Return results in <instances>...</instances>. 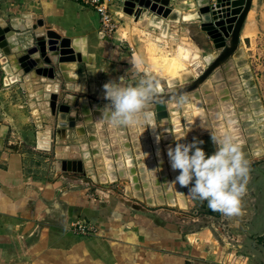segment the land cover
Wrapping results in <instances>:
<instances>
[{"label":"rangeland","instance_id":"rangeland-1","mask_svg":"<svg viewBox=\"0 0 264 264\" xmlns=\"http://www.w3.org/2000/svg\"><path fill=\"white\" fill-rule=\"evenodd\" d=\"M233 1L234 0H229L227 3L226 7L230 10L240 5L243 6L245 0H235V3H233ZM100 3L110 12L114 24L112 34L107 38L101 39L112 40L122 50L128 52L132 60L128 64H122L124 67L118 69L112 64L107 63V61H98L95 56L91 55L93 59L91 70L96 76L95 79L92 80L89 78V69L87 68L90 62L88 60L77 62L75 66L76 78L73 80V83L80 85L81 90L74 92L67 90L66 81L60 74L57 58L53 59L48 53L41 54L39 64L51 67L55 73L54 78L59 83L57 104H64L67 107L64 120L66 122L73 120L75 123L72 127L66 126L64 128H57L56 121L58 115L56 110L50 112L49 109V120L43 119V125H48L51 132L52 149L49 151L38 150L35 146V136L38 130L34 119L35 117L43 115V105H40V103L47 101L44 99L42 92L39 98L34 94L38 87L41 88L42 91L44 89V84L38 80L39 78L34 72L37 64L32 60L33 63L31 62L27 67H20L17 72H12L9 69V74L7 72L8 68L5 66L6 64L0 63V123H2L0 125L7 127V131L4 135V143L5 145L16 143L26 155L30 170L34 175L41 177L64 173L57 170L55 167L57 158L54 153V148L57 145L62 148H67L64 158L62 159L81 160V146L85 144L88 152L91 154L89 155V159L92 161L95 172L98 171L99 163L104 157H107V159L109 158L111 164L117 167L114 143H117L116 145L121 149L124 155V146L127 145L128 152L133 160V165L136 168V178L144 189L146 182V184L149 185L148 179L143 183V178L141 176L140 163L143 164L144 157L139 154V158H137L136 147L133 144L129 126H115L116 129L122 128L120 131H122L123 134L119 139H114L113 131H111L110 128L111 124L108 122L107 115L105 114L106 111L104 110V106L108 101L104 96L100 95V91L105 84L104 82L110 80L118 81L121 76L125 75L128 77L127 83H134L141 75H153L157 80V85H161L162 94L167 92L171 93L197 80L210 64L206 63V58L211 55L215 58L218 51L215 49L211 37L205 31L201 30L202 22L200 20L189 22L182 20V16L185 13L197 10L196 0H167L164 5V11L167 12L166 15H158L153 11L147 10L146 19L143 18L138 20L133 13H129L125 10L124 0H100ZM184 4L185 8L179 9V7ZM215 4L216 0H208L207 2L210 16ZM17 13L19 12L16 11L9 14L7 20L10 19V17L19 19ZM168 13H171V15L174 14L175 18H167ZM152 20H158L160 25L153 24ZM6 23L10 28L7 21ZM14 31L21 40L27 37L31 38L32 36V41L29 43L31 46L27 45L25 48H21L20 52H11L5 55L0 50V59L5 55L8 61L18 64L19 53H28L32 48L36 47V39L34 37L36 33L32 32V29L25 27L17 28V30ZM46 31L47 30L44 31L43 29L41 33H43L42 36L45 37V41L47 42L45 35ZM51 32L57 34L59 38H65L56 31L51 30ZM41 33L37 34L40 35ZM67 39L71 40L70 38ZM238 48L242 51V56L238 59V61H242V65L233 63L229 70L225 69L227 64L219 66L207 78L209 82L211 81L209 83V88H212L210 102L214 105L219 102V90H217L218 87L215 88L217 82L213 79V75L218 72L221 75L220 83L222 82L223 87L226 88L227 96L230 101L227 103V106L231 105L233 107L232 109L237 118V128L239 129L237 130V139L241 141L242 150L250 161V172L246 186L247 190L242 197V214L238 216H243L242 218L247 222H256L255 227L258 226L264 229V208H259L260 204L264 203V185L262 184L264 179L261 175H258V173L262 174L264 172V149L258 156H254L252 153L255 144L257 146L262 145L264 148V128H260V125H264V0H252L251 8L240 33ZM161 55L179 58L180 63L182 62L184 64L181 63L183 72L189 73L192 78L185 83L178 82L177 86L170 89V87H168L167 77L163 75V71L161 70L162 66L159 63H155V59H158ZM230 60L231 58L229 61ZM137 66L139 74H137ZM243 68H245L247 72L248 80L252 82L250 88H246L244 85V80L242 78ZM96 69H100L99 74L96 73ZM11 76L15 77L13 82L9 81L5 83L4 79ZM230 78H235L237 80V85L239 84V91L236 93L232 91V82L228 80ZM207 80H205L206 83L205 81L203 83L207 84ZM199 87H202V83ZM251 88L252 91H249ZM199 89L201 88L195 91H198L206 111L205 118L207 130L199 133L197 136H184L181 142L188 143L194 138L202 140L204 143L199 146L203 147L207 153L211 154L215 150V145L211 139V133L218 134V129L220 133L227 132L232 135V132L228 128L223 112L219 109L210 111L205 100L202 98V91ZM67 96L73 97L71 98L72 100ZM81 99H85L87 103H82ZM158 102L160 101L154 98L152 105H158L156 104ZM94 105L98 108L96 109L98 110V114H93L95 109L91 107H94ZM154 110L157 115V110L155 108ZM258 112L259 114L257 116ZM244 113L248 114L247 120L250 121L247 126V128L250 129L249 133H247L246 126L244 125L246 120L242 118V114ZM97 115H99V119L95 118ZM257 117L263 118V120L258 122L256 121ZM156 118V123L159 126L160 132L159 139L162 141L161 147L165 148L168 142L174 147L181 137L174 136L173 133V138L170 140L164 139V137L170 135L171 132L170 119L169 124L166 126L167 130H164L160 125L161 121L158 115ZM181 123L182 122H180V124ZM8 126L11 127L9 128ZM77 126H81L83 130L82 135L76 131ZM59 132L60 139H57ZM144 133L147 134L146 129ZM93 142H97L98 144H95L94 147ZM77 146L78 148H76ZM125 157L126 156L123 158L125 159ZM154 161L156 171L161 175L162 171L160 166L165 167V162L167 161H162L159 164L156 158ZM138 169L140 172L137 173ZM70 174L80 179L82 183L79 187L87 188L86 193L89 195L90 199L94 200L95 204L103 203L109 205L111 202H116L120 197H125L146 207L147 210L152 212L151 215L154 218H160L163 225L170 228L173 227L175 222L182 225V221L176 218L175 214L180 213L195 218L196 220L186 222L187 228L185 229L189 245L194 250L197 249V226L203 227L213 224L214 226L212 227L214 228L216 238L214 250H216L219 255L216 264H257V262H252L244 256L245 253L239 251L240 247L237 245L238 241L236 238L234 237L235 239H232V234L239 237V231L236 230L237 225L233 224V228H228L226 224L227 220L231 219H234L236 223L238 216L229 217L218 211H213L207 206L206 201L202 202L188 193L189 186H181L183 197L186 201L185 207L179 204H169L166 202L162 205H149L143 198L144 193H142V197L140 192V196L134 192H130L132 184L129 177L117 178L112 182L106 181L100 183L98 181H92L86 173L70 172ZM146 178H148V176H146L145 179ZM158 179L161 181L162 178L160 179L158 176ZM160 185L164 186L163 180L160 182ZM91 226H93V233H95L94 225L91 224ZM90 235L91 234L85 236ZM254 240L259 241L257 254L261 257L260 263L264 264V232L261 237H255ZM187 263L195 264L192 260H189Z\"/></svg>","mask_w":264,"mask_h":264},{"label":"crops","instance_id":"crops-1","mask_svg":"<svg viewBox=\"0 0 264 264\" xmlns=\"http://www.w3.org/2000/svg\"><path fill=\"white\" fill-rule=\"evenodd\" d=\"M16 11L19 19L7 20ZM0 18L8 25L16 20L19 28L32 29L36 34L44 29L71 40L82 39L87 54L118 69L132 60L112 40L101 39L96 12L73 0H0ZM179 116L185 124L181 112ZM40 119L44 122L45 118ZM112 165L107 159L101 160L96 172L93 165L83 167L90 179L104 183L117 176ZM99 171H107L104 179H100ZM258 175L264 179V172ZM81 183L65 172L46 177L34 175L21 148L16 143L6 144L0 152V264H188L189 260L216 264L219 255L214 250L213 224L197 226L194 250L186 236V222H175L170 228L147 208L135 211L119 200L109 205L95 204L86 193L87 188L79 187ZM259 208H264V203ZM242 217L238 216L236 223L234 219L226 222L228 228L237 225L239 237L232 234V239L236 238L244 256L261 264L257 254L259 241L254 238L261 237L264 229ZM79 220L94 225L95 233L85 236L74 231L73 225Z\"/></svg>","mask_w":264,"mask_h":264},{"label":"bare ground","instance_id":"bare-ground-1","mask_svg":"<svg viewBox=\"0 0 264 264\" xmlns=\"http://www.w3.org/2000/svg\"><path fill=\"white\" fill-rule=\"evenodd\" d=\"M132 1H134L136 4H134ZM166 1L167 0H137V1L124 0V8L127 12L133 13V15H136L137 20L145 18L147 10L153 11L156 14L163 16V15H166L167 13L166 11H164V5ZM228 1L229 0H216V4L214 5L211 11V16H212L211 18L210 13L206 10L208 0H196L197 10H195L194 12L185 13L182 16V20L188 21V22L200 20L202 24H212L222 33L225 39H229L235 18L241 11L242 5L230 10L229 8L226 7ZM233 3H235V0L233 1ZM135 6H137L140 9L142 8V11L139 13H136L138 8L135 9L136 8ZM184 8H185V4L179 7V9H184ZM208 16L210 19L208 18ZM167 18L173 19L175 18V15L174 14L171 15V13L170 14L168 13ZM152 22L153 24L160 25L158 20H152ZM10 24L11 25L9 28L5 24L3 18H0V34H4L6 36V39L0 42V50L5 55L10 54L11 52H20L21 48H25L27 45L30 46L29 43L31 42L30 37L24 38V40H21V38L18 37V34L14 31V29L19 28L20 25L16 22V20H12ZM42 34L43 33H41L40 35ZM82 41H83L82 39L69 40L67 38H63L59 41L57 40L56 35H52V37L48 38L46 42L47 46L45 44V48H46L48 55L52 56L53 59L57 58L60 74L62 78L66 81V88L69 91L75 92V91L81 90L80 85L73 83V80H75L76 78L75 66L77 62L88 60L90 62L87 67L89 69V73H88L89 78L92 80V79H95L96 77L95 73L91 70L92 63H93L92 56L87 54L86 47L84 46V42ZM37 55L38 53L35 48H32L30 52L28 53L25 52V53L18 54L19 56L18 64L8 62L5 65L6 68H8L7 72L9 73V69L12 72H17L19 71L20 67L22 66L27 67L32 62V60L34 61V59L37 58ZM241 56H242V51L239 48H237V50L234 52L233 56L231 57V60L225 66V69L229 70V68L233 65V63L242 65V61H238V59ZM213 58L214 56L212 55L206 58V61H207L206 63L209 64L213 60ZM155 60H156L155 63H159L162 66V69L161 68L160 69L163 71V75L167 77V81L169 84L168 87H170V89L177 86L178 82L185 83L186 81L192 78V76L189 73L183 72V67H182L183 63L182 62H181L182 64L180 63L179 58H175L173 56L168 57L165 55H161L158 59H155ZM38 66H39V70L37 74L39 78L38 80L44 84L43 85L44 89L42 91L41 88L38 87L36 89V93L34 94L37 96V98H39L40 93L42 92L44 99L48 101V105H47V101L40 103V105H43L42 107L43 115L42 116H44L46 120H49L50 118L49 109H50V112L52 110L57 111V92H58L59 83L54 78V76H52V71L48 66H42V65H38ZM99 72H100V69L96 71L97 74H99ZM220 76L221 75L218 72L213 75V79L216 80L217 82L215 88L218 87L217 90H219L218 104L214 105L213 103L210 102V93H211L212 88H209V83L211 81L209 82V80L206 79L207 84H205L206 83L205 81V83H202V87L198 86V88H201L199 90L202 91V98L205 100L208 109L210 111L212 110L214 111L217 109L221 110L224 114V117L226 118V123L228 124L229 130L232 132V135L237 138L238 136L237 130H239L237 128L238 126L237 118L235 117L234 111L232 109L233 107L231 105L227 106V103H229L230 101L227 96L226 88L223 87L222 82L220 83L221 81ZM242 78L244 80L245 87L250 88L252 86L251 85L252 82L248 80V75H247L245 68L242 69ZM14 79L15 77L11 76L9 78L6 77L4 81L5 83L9 81L13 82ZM228 80L232 82V85H233L232 91L235 93L238 92L239 84L237 85V80L235 78H230ZM106 82H109V81H106ZM160 86L157 85L158 91L156 94H162L163 91ZM198 88H196L195 90H197ZM195 90L192 91L191 93L189 92L187 94H184L177 99L168 100L158 105H151L150 108L153 113V117H152L153 128L150 126L145 128L139 125L129 126L131 130L133 144L136 147L137 158H139V154H141L142 157H144L143 164L140 163V170L142 172L141 176L143 178V183L146 182V180L148 179V184H149L147 185L146 184L147 182H146L144 185V189L141 183H139V180H137L136 178V175H135L136 168L133 165V160L131 159L132 157L130 156L128 152L127 145L124 146L125 147V155H124L121 149L116 145L117 143H114L117 167H115V165H112V166L117 171V174H116L117 176H114V178L112 177L111 180L114 179L115 181L117 178L129 177L131 184H132L131 186L132 189H130V192H134L138 196H140L139 192L141 194L144 193V197H143V194H142V197L145 199L146 203L149 205H162V204H165L166 202L169 204H179L180 206H183V207L186 206L185 205L186 201L183 197V191H182L181 185L178 182L175 184L172 183L173 181H175V178L178 175L177 170H174L171 167V163L167 155V150L169 147H172V145L170 142H168L165 148H163L162 150L161 144H160V142L162 143V141H160L159 139L160 132H159V126L156 123V119H157L156 116L158 115L159 120L161 121L160 125L162 129L164 130L165 129L167 130L166 126L167 124H169V119H170V129L172 133L170 135L165 136L166 140H170L171 138H173L172 137L173 133H174V136H178L182 138L184 136L185 137L194 136L196 133L198 135L199 133L206 131L207 130V122L205 118L206 111H205V108L203 106V103L201 101L198 91H195ZM104 91L105 90L102 87L100 91L101 96H104ZM249 91H252V88L249 89ZM67 97L70 99L73 98L71 96H67ZM82 103L85 104L87 102L83 101ZM91 108L95 110L98 109L96 105H94V107H91ZM154 108L157 110V115L155 114ZM59 112L60 114H65L66 105L62 104L60 106ZM180 112L183 115L182 119L185 122V124L183 123L180 124V120H179ZM258 114L259 112L257 113V116ZM40 118L41 116L35 117L34 119L36 126H37V130H38L35 136V146L38 150L49 151L50 149H52V145H51L52 138H51L50 127L48 125L46 126L43 125V122L41 121ZM242 118L246 120L244 122V125L246 126L247 133H249L250 129L247 128V126L250 123V121L247 120L248 114L246 113L242 114ZM262 120L263 118H259V117L256 118V121L258 122H261ZM110 128H111V131H113L112 133H113L114 139L116 138L119 139L120 136H122L123 133L122 131H120L122 130V128L116 129L115 126H113L112 124ZM260 128L263 129L264 125L263 124L260 125ZM5 129H6L5 126L0 127V137L4 134ZM145 129L147 131V134L144 133ZM76 131L80 135H82L83 131H82L81 126H77ZM217 132L220 133L219 129L217 130ZM57 137H58L57 139H60V132L58 133ZM93 146L95 147L94 142H93ZM76 148H78V146ZM263 149L264 148L262 147V145L257 146L255 144L253 147L252 153L254 156H258L261 154ZM66 150L67 148H62L59 145H57L54 148V153H55L56 158L57 159L64 158ZM81 151L82 152H81L80 159L83 161V165L86 164L87 166L91 167L92 161L89 159V156L86 153L88 152V149L85 144L81 146ZM165 155L167 156V165H168V169L170 170L169 177L167 174L166 166L161 168L162 172H161V175H159V173L156 171V165L154 161L155 158L159 162H162V160L164 161ZM124 156H126L125 159L123 158ZM103 160H107L106 157H104ZM89 172L92 174L91 171ZM103 174H105V177H106L107 171H105L104 173L99 171L100 179L105 178ZM146 176H148V178L145 179ZM158 176L160 177V179L162 178L161 181L162 180L164 181V186L160 185L161 181L158 179Z\"/></svg>","mask_w":264,"mask_h":264},{"label":"clouds","instance_id":"clouds-1","mask_svg":"<svg viewBox=\"0 0 264 264\" xmlns=\"http://www.w3.org/2000/svg\"><path fill=\"white\" fill-rule=\"evenodd\" d=\"M127 79L124 75L118 81L103 85L108 101L104 106L108 122L116 127L153 128L150 106L158 91L157 80L153 75H141L134 83H127ZM211 139L215 145L211 154L199 146L204 141L196 138L188 143L181 142V138L174 147L168 148L171 167L179 170L172 183L189 186L188 193L206 201L213 211L229 217L238 216L247 190L250 161L235 136L227 132L211 133Z\"/></svg>","mask_w":264,"mask_h":264},{"label":"water","instance_id":"water-1","mask_svg":"<svg viewBox=\"0 0 264 264\" xmlns=\"http://www.w3.org/2000/svg\"><path fill=\"white\" fill-rule=\"evenodd\" d=\"M135 1H137V0H135ZM132 2L134 4H136L134 1H132ZM251 5H252V0H245L244 1V4L241 8V11L239 12V14L235 18L229 39H225L224 36L222 35V33L212 24H201V30L205 31L211 37L213 44H214V47L218 51V53L215 55V58H213V60L209 64V66L206 68V70L203 72V74H201V76L197 80H195L194 82H192L191 84H189L187 86H184L183 88H181L179 90H175L174 92H171V93L167 92L164 94L155 95V97H154L155 100L160 101L156 104H161V103H164L168 100L179 98L180 96H182L184 94H187L189 92L194 91L196 88H198V86L201 83H203L212 74L213 71H215V69L217 67L223 66L229 62V59L233 56L234 52L238 48V44H239V40H240V33H241L242 28H243V24L247 18V15L249 13V10L251 8ZM135 7H137V6H135ZM135 9H137V8H135ZM206 10L208 11V8H206ZM139 12H141L140 8L137 9L136 13H139ZM135 17H137V16L135 15ZM208 18H209V16H208ZM37 24L39 26L42 25L41 21H38ZM42 35L35 34V36H34L36 39L35 40V46H36L35 49L37 50V53H39L37 55V58L34 59L35 64H37V67L34 70L35 74H38V70H39L38 65H40L39 62H40L41 54L47 53L46 48H45V44H46L45 37H43ZM45 35H46L47 40H48V38L52 37V35H56L57 40L62 39L61 37L59 38L57 36V34H55L54 32H51L49 30L45 32ZM31 38H32V36H31ZM5 39H6V36L4 34H0V42L4 41ZM31 41H32V39H31ZM46 46H47V44H46ZM8 62H9L8 58L5 55H3L2 59H0V63L1 64H7ZM49 68L52 71V76H54L55 73L53 72V69L51 67H49ZM60 106L61 105L57 104L56 113L58 115V119L56 121V127L57 128H64L66 126H71V127L74 126L75 123L73 120H70L69 122H66L64 120V118H65L64 116L66 115V113L60 114V112H59ZM93 114H98V110H94ZM95 118L99 119L100 117H99V115H97ZM0 127H3V126L1 125ZM6 131H7V127L5 129L4 134L0 137L1 138L0 139V152L3 149V147L5 146L4 135H5ZM159 163L160 162H158V164ZM55 167L57 170H59L61 172L85 173L82 160L57 159L55 162ZM160 167L162 168L164 166H160ZM138 172H140L139 169L137 170V173ZM140 178H141V176H140ZM118 200L120 202H122L123 204L131 207L135 211H145L146 210V207H144L140 203L135 202L131 199H128L125 197H120ZM175 217L180 219L182 222H189L191 220L192 221L196 220L193 217H190V216H187L184 214H180V213L175 214Z\"/></svg>","mask_w":264,"mask_h":264},{"label":"built area","instance_id":"built-area-1","mask_svg":"<svg viewBox=\"0 0 264 264\" xmlns=\"http://www.w3.org/2000/svg\"><path fill=\"white\" fill-rule=\"evenodd\" d=\"M80 2L81 5L93 9L98 16L99 34L102 38L110 36L114 30L113 20L110 12L105 8L100 0H74ZM74 231L82 235H89L93 233V226L85 221H78L73 225Z\"/></svg>","mask_w":264,"mask_h":264}]
</instances>
